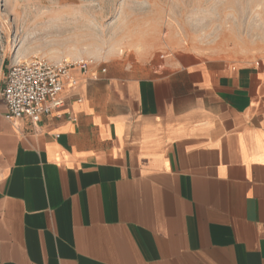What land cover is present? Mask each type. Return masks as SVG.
<instances>
[{
	"label": "crops",
	"instance_id": "1",
	"mask_svg": "<svg viewBox=\"0 0 264 264\" xmlns=\"http://www.w3.org/2000/svg\"><path fill=\"white\" fill-rule=\"evenodd\" d=\"M128 50L0 99V264H264V57Z\"/></svg>",
	"mask_w": 264,
	"mask_h": 264
},
{
	"label": "rangeland",
	"instance_id": "2",
	"mask_svg": "<svg viewBox=\"0 0 264 264\" xmlns=\"http://www.w3.org/2000/svg\"><path fill=\"white\" fill-rule=\"evenodd\" d=\"M264 57V0H0V67L152 47ZM7 72V71H6Z\"/></svg>",
	"mask_w": 264,
	"mask_h": 264
},
{
	"label": "built area",
	"instance_id": "3",
	"mask_svg": "<svg viewBox=\"0 0 264 264\" xmlns=\"http://www.w3.org/2000/svg\"><path fill=\"white\" fill-rule=\"evenodd\" d=\"M91 61L48 63L32 59L8 67L0 89V99L6 106L7 120L27 118L32 124L43 115L63 105L61 92L64 83L75 84L73 69L86 70Z\"/></svg>",
	"mask_w": 264,
	"mask_h": 264
},
{
	"label": "bare ground",
	"instance_id": "4",
	"mask_svg": "<svg viewBox=\"0 0 264 264\" xmlns=\"http://www.w3.org/2000/svg\"><path fill=\"white\" fill-rule=\"evenodd\" d=\"M18 54H19V53H18V50L15 51V53L13 54V61H16V62L18 61V62H20V61H19V56H18Z\"/></svg>",
	"mask_w": 264,
	"mask_h": 264
}]
</instances>
